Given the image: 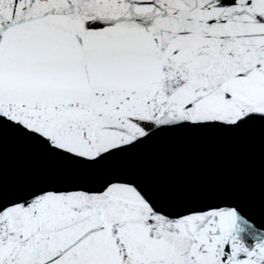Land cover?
Instances as JSON below:
<instances>
[{"label":"snow or ice","instance_id":"6c2138e0","mask_svg":"<svg viewBox=\"0 0 264 264\" xmlns=\"http://www.w3.org/2000/svg\"><path fill=\"white\" fill-rule=\"evenodd\" d=\"M256 137L264 0H0V264H264V199L125 166ZM6 142L47 170L6 181Z\"/></svg>","mask_w":264,"mask_h":264},{"label":"water","instance_id":"95a60500","mask_svg":"<svg viewBox=\"0 0 264 264\" xmlns=\"http://www.w3.org/2000/svg\"><path fill=\"white\" fill-rule=\"evenodd\" d=\"M150 183L200 196H235L259 209L264 199V144L259 137L226 143L176 144L126 162ZM47 170L25 145L6 142L5 179L15 182ZM243 228L244 226L241 225ZM241 236L248 238L245 232Z\"/></svg>","mask_w":264,"mask_h":264}]
</instances>
